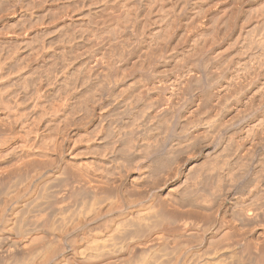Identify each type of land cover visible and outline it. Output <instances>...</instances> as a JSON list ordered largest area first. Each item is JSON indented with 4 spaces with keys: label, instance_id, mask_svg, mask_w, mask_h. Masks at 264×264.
<instances>
[{
    "label": "bare ground",
    "instance_id": "6f19581e",
    "mask_svg": "<svg viewBox=\"0 0 264 264\" xmlns=\"http://www.w3.org/2000/svg\"><path fill=\"white\" fill-rule=\"evenodd\" d=\"M2 97L0 264H264V0H0Z\"/></svg>",
    "mask_w": 264,
    "mask_h": 264
},
{
    "label": "rangeland",
    "instance_id": "374dc122",
    "mask_svg": "<svg viewBox=\"0 0 264 264\" xmlns=\"http://www.w3.org/2000/svg\"><path fill=\"white\" fill-rule=\"evenodd\" d=\"M195 1H198V0H195ZM244 1H245V0H244ZM259 1H260V0H259ZM259 1H257V0H252V2H254V3H255V2H259ZM221 2H222V3H221ZM221 2H219V4L217 3L218 5L216 4L217 6H215V7H219V8H221L224 4H226V2H223V1H221ZM220 6H221V7H220ZM243 8H245L244 3H243V5H241V6L239 7V10H238V17H240V18H236V19L233 20L232 22H235V23L237 22L236 24H238V22H240V20H241L242 18L244 19L243 15H242V13H243ZM261 10H262V9H261ZM259 11H260V10H259ZM260 12H262V11H260ZM255 15H256V16H255ZM244 16H245V15H244ZM254 16H255V17H254ZM253 17H254L256 20H255V19H254V20L252 19L251 22L248 24V26H249V27H248L249 30H252V31H253V30L255 31L256 29H257V30H260V29L262 28V26H261L260 22H258L257 20H260L261 15L259 16V12H258V15H257V14H254ZM256 17H257V18H256ZM258 17H259V19H258ZM256 22H257V23H256ZM234 25H235V24H234ZM258 25H259V26H258ZM260 26H261V27H260ZM77 27H78V29H81V28H82L81 26H80V27H79V26H76V29H77ZM238 27H239V25H238ZM258 28H259V29H258ZM261 30H263V28H262ZM261 30H260V31H261ZM31 42L33 43V41H31ZM32 43H30L29 45L31 46ZM23 47H25V46H23ZM202 57H203V56H201V58H202ZM11 87H12V89H10V87H9L10 90L15 89V87L17 88L16 91L18 90V87L15 86V85H13V86H11ZM9 89L7 88L6 90H9ZM15 95L17 96V99H16V97L14 96L13 99H10V100H15V101L18 100V91L15 92ZM2 100H3V97H2ZM2 100L0 99V102H1ZM4 101H5V98H4V100L2 101V102H3V105H2V103H0V123H1V125H2V126L0 125V135H2V133H10V134H12V135H13V134H14V135L16 134L17 136H19V135H20V132H19V131H20V129H19L20 127L18 126L17 122H16V123H12L13 120H11V118H12V119H15V120L17 119V117H16L17 115H16V113L14 112V111H17V109H16V108H13L12 106H11V107H12V109H11V107L9 106L10 109H11V110H10L11 112H10V111L7 112V110L9 109V108H7L8 105H9V104L7 105V103H9L10 101H8L7 98H6L5 106H4ZM15 101H14V102H15ZM12 102H13V101H11V104H12ZM16 102H17V101H16ZM11 104H10V105H11ZM13 106H15V105L13 104ZM3 107H4V108L6 107V108H5L6 110H4ZM15 109H16V110H15ZM12 110H13L14 113L12 112ZM3 117H4V118H3ZM8 117H9L11 123H12L13 125H14V124H16V125H14V126L11 125L12 127L9 126V125H8V124H9V123H8V121H9V120H8ZM2 118H3V119H2ZM2 120H3L4 122L6 121V124L8 123L7 125L4 123L7 127L9 126L8 129H6V128H7L6 126L3 127L4 125H3L2 122H1ZM10 121H9V122H10ZM14 122H15V121H14ZM11 123H10V124H11ZM15 126H16V127H15ZM10 127H11L12 129H11ZM13 129H14L15 131H14ZM30 136H31V135H29L28 137H30Z\"/></svg>",
    "mask_w": 264,
    "mask_h": 264
}]
</instances>
